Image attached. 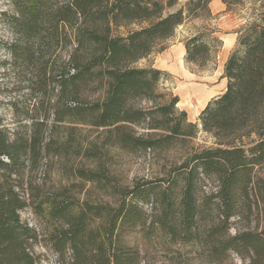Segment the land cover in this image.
<instances>
[{
  "label": "trees",
  "instance_id": "16d2710c",
  "mask_svg": "<svg viewBox=\"0 0 264 264\" xmlns=\"http://www.w3.org/2000/svg\"><path fill=\"white\" fill-rule=\"evenodd\" d=\"M4 1L11 39L0 38L9 55L0 78L10 68L28 97L13 129L0 107V264H44L45 252L56 264H141L153 238L207 263L264 264V0H221L248 16L224 64L226 88L198 123L159 90L166 72L135 64L185 21L209 16L212 0L174 11L177 0ZM212 33L183 41L186 63L206 65L221 47ZM200 131L211 145L192 143ZM114 150L171 158L161 175L128 185ZM50 156L65 162L64 184L38 176Z\"/></svg>",
  "mask_w": 264,
  "mask_h": 264
},
{
  "label": "rangeland",
  "instance_id": "374dc122",
  "mask_svg": "<svg viewBox=\"0 0 264 264\" xmlns=\"http://www.w3.org/2000/svg\"><path fill=\"white\" fill-rule=\"evenodd\" d=\"M186 0H177V4L169 8L168 11H174L180 6H182ZM0 8L5 10H10L9 6L5 4L4 0H0ZM211 9V8H209ZM247 8L241 6H234L229 11H227V16H224V11H218L209 16L198 17L185 21L182 25H179L173 36L165 40L162 43V46L156 47V49L147 57L140 59L135 65L138 67L143 66H152L156 57L160 56L164 49L172 48L173 54L177 55V42L184 41L187 37H190L192 34L200 30H211L213 31L212 36L220 39V37L229 31L230 29L238 30L248 15ZM246 20V19H245ZM246 23V21H245ZM244 23V24H245ZM3 26V25H2ZM0 26V38L5 41L11 39L10 32L6 29L5 26ZM135 27V26H133ZM115 34L125 33L123 27L116 29ZM217 43H214L216 45ZM219 44V43H218ZM217 44V45H218ZM162 48V50H159ZM9 55L3 48H0V58L6 59ZM9 66V65H7ZM203 67H198L195 64L189 65L191 69H203ZM5 75L1 76L2 85L0 93V107L1 113L4 117V123L8 128H15L17 120L21 122H26L25 119V109H26V90H19L18 86L15 84V76L10 71V68H7ZM186 82V81H185ZM184 84V79L182 82H173L170 80L168 75L165 79H162L159 82V90L166 94L175 95L178 87H181ZM179 108V106H177ZM186 106H180L179 109H183ZM31 108V106L29 107ZM38 111L35 109L30 110L31 115H36ZM53 115L47 120V124L52 123ZM63 125H68V122L62 123ZM64 127V126H63ZM79 133H85L86 135L90 134V137L95 136L96 131L90 128L87 125L78 124L77 125ZM62 130V129H61ZM138 132H143V129L137 127ZM213 142L212 138L206 133L200 131L192 139L194 145H211ZM113 170L120 177V182L122 184L131 185L135 180L139 179H151L163 173V167L167 164V159L171 158V155L161 154V155H143L137 153H126L121 150L113 151ZM64 161H61L55 157H46L41 161L39 167L40 171L38 176L46 179L47 182L53 185H59L60 183L66 182V177L64 172ZM77 181V180H76ZM89 184H85L83 189H88ZM21 217L24 220H27L29 224L34 223V218L30 211H23ZM142 250V262L141 264H177L179 261L183 264H244V262L238 257H232L231 259L222 262V263H207L201 261L196 257L195 250L190 246H180V245H171V249L167 248L159 239H151L146 245H143ZM43 251V250H42ZM179 253V256H178ZM44 264H56L55 256L50 252L44 253Z\"/></svg>",
  "mask_w": 264,
  "mask_h": 264
},
{
  "label": "crops",
  "instance_id": "0c3cea01",
  "mask_svg": "<svg viewBox=\"0 0 264 264\" xmlns=\"http://www.w3.org/2000/svg\"><path fill=\"white\" fill-rule=\"evenodd\" d=\"M209 8L211 14L224 11L222 17H226L229 11L221 0H212ZM245 21L243 19L244 23ZM236 31L230 29L220 37L221 47L212 54L203 69H191L189 67L191 64L184 61L185 48L182 40L177 42V55L173 54L172 48H166L155 58L153 67L166 72L171 81L176 83L184 79V84L178 87L174 94L178 97L177 106L179 108L186 106L182 110L186 112L188 121L198 123V115L207 102L224 92L226 88V78L223 77L224 64L236 43Z\"/></svg>",
  "mask_w": 264,
  "mask_h": 264
}]
</instances>
